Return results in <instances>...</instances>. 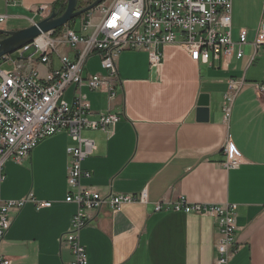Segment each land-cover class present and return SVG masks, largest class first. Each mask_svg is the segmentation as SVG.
Masks as SVG:
<instances>
[{
    "label": "crops",
    "instance_id": "crops-1",
    "mask_svg": "<svg viewBox=\"0 0 264 264\" xmlns=\"http://www.w3.org/2000/svg\"><path fill=\"white\" fill-rule=\"evenodd\" d=\"M61 1L0 0V15H6L0 30L22 29L10 27L19 20L27 21L28 27ZM39 7H46L45 16L35 14ZM263 20L264 0H232V37L237 40L244 29L249 41L242 46L240 59L225 65L196 62L183 47L169 44L160 48L161 64L152 69L145 51L124 50L116 59L113 99L81 87L92 118L104 112L119 117L106 130L82 132L95 149L82 161L90 176L81 180V186L101 194L145 189L148 197L147 203L125 204L118 211L105 205L88 211L87 225L79 234L87 264H215L219 232L214 217L153 210L155 203L174 202L180 196L190 203L232 205L237 250L228 264H264V103L256 88L264 85V51L250 43ZM59 51L73 56L67 47ZM57 66L56 56L49 66L32 65L41 76ZM95 73L108 75L98 56H91L83 75ZM231 79L242 80L243 86L225 115L223 99ZM73 93L71 85L65 93L68 102ZM201 94H207L209 102L205 122L196 118ZM228 141L242 156L235 168L223 165ZM71 145L66 133H58L42 140L21 162L4 163L1 199L31 194L36 201L49 202L40 208L27 202L10 213L11 225L0 240V258L9 264L71 261L63 237L76 211L75 204L64 201L66 148Z\"/></svg>",
    "mask_w": 264,
    "mask_h": 264
},
{
    "label": "built area",
    "instance_id": "built-area-1",
    "mask_svg": "<svg viewBox=\"0 0 264 264\" xmlns=\"http://www.w3.org/2000/svg\"><path fill=\"white\" fill-rule=\"evenodd\" d=\"M46 7H39L36 15L45 16ZM232 0H110L102 2L81 16L79 33L66 25L41 33L12 54L0 57V181L6 161L21 162L44 139L66 133L74 145L66 148L68 192L66 203L76 205L69 229L64 233L72 259L68 264H87V256L79 240L80 231L87 225L90 210L107 206L118 211L125 204L147 203L145 189L136 194H101L93 188L81 186V180L90 172L82 168V161L90 156L94 143L84 138L85 130H106L119 120L112 112L99 113L92 118L90 106L83 101L81 87L105 93L109 100L116 96L114 78L116 59L121 51L142 50L147 53L152 69L162 61L161 47L178 44L196 62L221 61L228 64L232 58L243 56L242 46L249 43L246 30H240L238 39L232 37ZM6 15H0V24ZM36 23L33 19L31 24ZM264 51V20L250 42ZM69 48L73 56L63 55L59 49ZM53 56L58 66L48 68L43 76L33 69L34 63L49 66ZM91 56H98L100 66L108 75L89 74L83 69ZM10 65L12 69H4ZM28 70L22 71L23 68ZM74 86L72 100L65 98L69 86ZM243 86L242 80L228 81L223 99V112L230 106ZM258 99L264 103V85L256 86ZM226 168H235L242 156L231 141L225 148ZM32 202L36 208L49 202L36 201L31 194L18 200L0 198V240L11 225L10 213ZM155 212L166 210L185 214L209 215L215 218L219 239L216 242L215 264H228L235 253L237 231L232 205L190 203L183 196L177 201H162L153 206ZM0 258V264H9Z\"/></svg>",
    "mask_w": 264,
    "mask_h": 264
},
{
    "label": "water",
    "instance_id": "water-1",
    "mask_svg": "<svg viewBox=\"0 0 264 264\" xmlns=\"http://www.w3.org/2000/svg\"><path fill=\"white\" fill-rule=\"evenodd\" d=\"M103 1L105 0H93L85 7H80L78 5L79 0H66V5L62 12L52 9L48 16L26 28L13 31L0 30V34L4 35L0 39V57L13 53L41 33L53 31L66 25L72 19L84 15ZM208 105V95L201 94L196 108V118L198 121L205 122L208 120Z\"/></svg>",
    "mask_w": 264,
    "mask_h": 264
},
{
    "label": "rangeland",
    "instance_id": "rangeland-1",
    "mask_svg": "<svg viewBox=\"0 0 264 264\" xmlns=\"http://www.w3.org/2000/svg\"><path fill=\"white\" fill-rule=\"evenodd\" d=\"M93 0H80V4L79 6L81 7H85L86 5H88L90 2H92ZM110 0H105L103 2L109 3ZM66 2V1H65ZM36 20V19H35ZM37 20L39 21V19L37 18ZM28 24L27 21L24 20H19V21H15L13 26L10 25V27H18V28H26L25 26ZM71 28L73 30H75L77 33H79L80 30V26H81V16L76 17L74 19H72L71 21H69V23ZM4 69H8L9 67L3 65Z\"/></svg>",
    "mask_w": 264,
    "mask_h": 264
},
{
    "label": "trees",
    "instance_id": "trees-1",
    "mask_svg": "<svg viewBox=\"0 0 264 264\" xmlns=\"http://www.w3.org/2000/svg\"><path fill=\"white\" fill-rule=\"evenodd\" d=\"M80 0L78 2V5L80 4ZM65 5H66V2L65 0L64 1H61V2H57L55 3L53 6H52V9L54 10H59L60 12H62L65 8ZM81 7V6H80ZM3 38V36L0 34V39Z\"/></svg>",
    "mask_w": 264,
    "mask_h": 264
},
{
    "label": "bare ground",
    "instance_id": "bare-ground-1",
    "mask_svg": "<svg viewBox=\"0 0 264 264\" xmlns=\"http://www.w3.org/2000/svg\"><path fill=\"white\" fill-rule=\"evenodd\" d=\"M86 14V13H85ZM61 28V27H60ZM79 240H80V238H79ZM82 245V244H81ZM234 248H236V250H237V246H236V244H235V240H234ZM236 252V251H235Z\"/></svg>",
    "mask_w": 264,
    "mask_h": 264
}]
</instances>
